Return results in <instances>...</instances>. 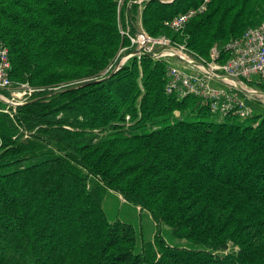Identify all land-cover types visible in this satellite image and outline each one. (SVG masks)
Instances as JSON below:
<instances>
[{
	"label": "trees",
	"instance_id": "obj_1",
	"mask_svg": "<svg viewBox=\"0 0 264 264\" xmlns=\"http://www.w3.org/2000/svg\"><path fill=\"white\" fill-rule=\"evenodd\" d=\"M202 2L0 0L10 78L38 90L0 103V264H264V111L168 95V60L148 55L106 78L139 29L209 60L264 24V0H210L165 25ZM109 192L150 216L152 240L108 220Z\"/></svg>",
	"mask_w": 264,
	"mask_h": 264
},
{
	"label": "built area",
	"instance_id": "obj_2",
	"mask_svg": "<svg viewBox=\"0 0 264 264\" xmlns=\"http://www.w3.org/2000/svg\"><path fill=\"white\" fill-rule=\"evenodd\" d=\"M209 1L203 0L197 8L176 16L165 25L173 32H182L192 18L207 10ZM130 41L135 51L141 52L136 56L137 59L148 55L154 60H168L165 86L168 95H174L179 99L189 96L198 98L209 108L210 113L218 118L231 115L240 119L249 118L252 113L247 104L249 100L264 98L262 92L247 86L250 82L264 83V24L250 28L240 37L230 40L224 46L226 52L223 59L220 51L213 49L208 62L193 58L184 44L173 43L165 37H149L141 29L137 31L134 39L130 38ZM124 51L125 49L121 50L120 54ZM174 56L181 59L177 60L181 67L170 62L175 59ZM127 59L128 57L124 56L116 66L122 67ZM192 63L197 66L193 67ZM10 71L8 50L0 46V99L12 105H5V112L10 109L14 111L16 106L31 101L38 92L25 84H13ZM236 85L242 90L237 89ZM4 95L11 99H6Z\"/></svg>",
	"mask_w": 264,
	"mask_h": 264
},
{
	"label": "rangeland",
	"instance_id": "obj_3",
	"mask_svg": "<svg viewBox=\"0 0 264 264\" xmlns=\"http://www.w3.org/2000/svg\"><path fill=\"white\" fill-rule=\"evenodd\" d=\"M205 61L208 62L209 60ZM170 62L173 63L174 66L181 67L180 62L175 59H172ZM247 86L262 92L256 85L247 84ZM6 99L10 100L11 98L6 97ZM249 106L250 108L252 107V110L255 108L256 111H264V98H254L249 100ZM103 209L110 222L120 221L125 224H129L135 228L138 237L147 241L153 239L155 226L150 216L146 212L140 213L137 208L124 202L117 194L109 192L105 196Z\"/></svg>",
	"mask_w": 264,
	"mask_h": 264
},
{
	"label": "water",
	"instance_id": "obj_4",
	"mask_svg": "<svg viewBox=\"0 0 264 264\" xmlns=\"http://www.w3.org/2000/svg\"><path fill=\"white\" fill-rule=\"evenodd\" d=\"M140 54H141V52L137 50V51H135V52H133V53H131V54L125 56V57H128V59H127V61H128L130 58H132V57H136L137 55H140ZM174 58H175L176 60H181L178 56H174ZM192 66H193V67H194V66H197V64L192 63ZM120 68H121V67H119L118 65L115 66L114 69L111 71V73H110L106 78H108V77L112 76L113 74H115ZM103 80H104V79H103ZM100 81H102V80H97V81H94V82H89V83L79 84V85H76V86H73V87L67 88V89H65V90H62V92L70 91V90H75V89H78V88H81V87L87 86V85H89V84L98 83V82H100ZM236 87H237V89L242 90V88H241L239 85H236ZM261 95H264V93H263V94L261 93ZM32 102H34V101H29V102H27V103H25V104H30V103H32ZM0 103L3 104V105H6V106H7V105H8V106H12V105H10L9 103L3 101L2 99H0ZM25 104L20 105V106H16V108L21 107V106H24Z\"/></svg>",
	"mask_w": 264,
	"mask_h": 264
}]
</instances>
